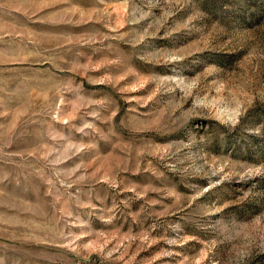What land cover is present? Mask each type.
<instances>
[{
  "label": "rangeland",
  "instance_id": "obj_1",
  "mask_svg": "<svg viewBox=\"0 0 264 264\" xmlns=\"http://www.w3.org/2000/svg\"><path fill=\"white\" fill-rule=\"evenodd\" d=\"M0 264H264V0H0Z\"/></svg>",
  "mask_w": 264,
  "mask_h": 264
}]
</instances>
